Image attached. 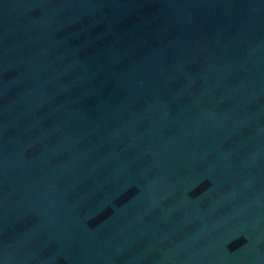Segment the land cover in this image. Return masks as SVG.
<instances>
[{"label": "water", "instance_id": "1", "mask_svg": "<svg viewBox=\"0 0 264 264\" xmlns=\"http://www.w3.org/2000/svg\"><path fill=\"white\" fill-rule=\"evenodd\" d=\"M0 264H264V0H0Z\"/></svg>", "mask_w": 264, "mask_h": 264}]
</instances>
